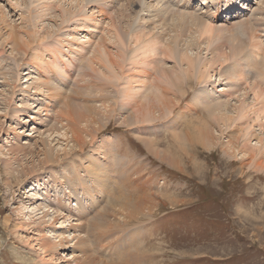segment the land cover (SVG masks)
<instances>
[{
  "label": "rangeland",
  "instance_id": "1",
  "mask_svg": "<svg viewBox=\"0 0 264 264\" xmlns=\"http://www.w3.org/2000/svg\"><path fill=\"white\" fill-rule=\"evenodd\" d=\"M141 1L147 9L141 12V9L133 8L134 5L131 7L137 14H132L128 19L127 22L131 26H128L124 37L131 32L130 28L136 29L139 25L149 26L154 32L162 33L154 10L169 0H163L158 6L156 5L158 1L155 0ZM170 1L172 4H177L184 3L186 0ZM210 1H212L210 7L202 6L201 8V1H191L190 4L200 9V13H218L213 6L218 0ZM48 2L55 5L54 14L52 17L48 15L42 19L39 16L43 17L47 9L38 1L0 0V237L3 239L0 264H42L37 256L39 247L35 240L38 230L37 232L34 230L37 229V224L47 221L45 224L41 223V229H44L50 220L53 221V218L49 216L43 219L42 212H39V216L34 217L31 214L37 221L36 225L26 228L22 224L24 220H27V213L30 214L35 209L36 203V205L40 204V208L46 207L44 209L49 210L48 214L55 216V205L51 202L59 193L63 197H71L73 207H70V202H66V207L70 211V224L74 228L72 233L85 239L87 245H90L88 246L89 254L101 264H264V174L251 170L247 164L242 163L240 158L231 159L225 154L224 143L227 140L233 143L238 136L233 125L229 130L222 127L224 134L219 140L221 145L211 151L199 145L188 151L183 150L182 145L176 141L174 136L176 133L188 131L186 128L189 123L197 124L199 120L207 119L204 107L194 103V97L201 90H203V97H211L209 101L211 99L228 101L230 113H234L233 108L239 105L237 98L245 101L246 107L252 105L253 93L243 99L239 97L241 95L239 92L230 98L226 96L230 86H227L228 80L220 77L219 73L222 69L225 70L224 73H228L234 62L218 67L216 74L208 84H200L191 77L192 87L187 88L185 99L182 96L183 92L176 97L175 102L179 108L173 116L176 118L174 122L171 121L172 117L154 125L124 126L122 125L123 119L118 117L121 104L119 101L122 98L118 99L119 104L115 103V88L111 85L102 87L97 84V92L92 94L88 92L91 89H88L94 86L93 83L106 80L91 69L94 66L91 67L89 61L95 53V44L100 42L105 45V48L113 47L112 20L114 18L118 21L119 13L122 10L126 11L125 8L129 7L128 2L101 0L100 5L82 3L84 8L81 15L69 22L60 21L57 18L61 10L59 3L56 8L57 0ZM63 2L64 8L74 6L73 10L77 12L78 8L75 3L66 0ZM138 2L136 0V3ZM239 2L240 0L235 5L240 6ZM40 4L44 11H41ZM111 6L114 8H110ZM238 6L236 10L241 9ZM100 7L107 12H100ZM245 7H248L247 10L242 8L244 10L231 13V15L222 14L226 20L218 25L230 26L246 19L254 23L258 28L257 35L260 37L263 49L257 61L264 63V0H250V5L246 3ZM190 11L193 10L190 9ZM56 18L57 23H55ZM121 25L123 30H126L127 24L123 22ZM48 28L52 30L49 29L50 36H47ZM6 35L17 37L21 40L20 42L25 41L26 48L20 54L12 53L11 44L5 43L4 39L8 38ZM158 37L160 44L167 45L166 50L160 47L163 50L160 55L164 59L169 55H175L176 50L166 39L167 36ZM57 40L62 46H65L68 40L72 41V44L65 48L61 47L59 54L52 48L58 45L53 43ZM206 41L207 37L200 40L202 44ZM202 44L192 47L189 53L194 57L210 58L206 44H203L204 46ZM125 45L128 49L133 46L129 40ZM82 46L85 50L81 51ZM46 47L50 50L45 51ZM35 51L37 53L41 51L39 57H46L51 65L48 64L46 68L41 69L39 61L33 64L31 59L34 56L38 57ZM79 54L84 57L81 58ZM129 63L131 65H128ZM242 63H245L244 60ZM125 66L127 69L133 68L132 59L127 57ZM166 66L175 67L177 64L172 60H167ZM239 69L241 71L243 67L240 66ZM139 71L141 72L142 69ZM135 72L133 70L128 75H133ZM243 72L244 70L240 73ZM38 78L51 80L53 84L49 87L55 91L58 89L61 92L59 96L54 94L52 97L50 94L52 92H47V89L41 92L33 88ZM251 78L255 80V86L264 90V78L257 80L253 76ZM234 84L245 87L243 82L234 81L230 85ZM15 86H17L16 91ZM80 91L87 95L90 101L96 99L88 105L102 113L104 120L108 117L109 122L104 125H92L95 130L103 128L96 133L95 139L87 138L84 150L77 149L73 154L68 155L67 159L61 161V164L56 163L52 169L37 167L36 174L23 176L24 178L16 177L25 168L39 164L38 159L44 158V142H47L54 153L60 156L64 155L66 149L69 151L72 143L69 146L67 143L70 139L65 142L66 138L64 139L62 135H52L47 130L52 126L61 129L67 125L61 112L65 111L67 102L83 104L84 97L81 96ZM104 95L106 98H103ZM107 98L109 103L114 105L113 108L119 110L118 112L113 113V109L109 107L106 109L103 106V103L108 102ZM131 102L130 112L128 108L121 109L126 112L123 118H130L131 111L136 108V103ZM45 106L50 112H45L47 110ZM197 108L201 112H198ZM215 130H219V127H215ZM64 131L65 129H62L61 133L63 134ZM77 131L83 135L82 131ZM255 131L256 134H261L258 128H255ZM71 136L72 133L69 134V138ZM145 138H155V145L170 157L179 160L178 164L182 166L180 168L176 165L175 167L170 166L167 162L158 159V156L144 144ZM106 141L111 142L112 150L117 152L110 165L112 181H110L111 191L109 193L101 192L107 184L105 178H102V181L95 177L90 178L88 175L90 172L87 171V167H90L89 161L93 158L98 157V164L99 162H102V165L105 164L102 154H105L107 150L104 151L102 148L99 150V147ZM255 142L254 140L252 146ZM13 145L27 149L26 151L32 153L35 158L32 160L31 154L28 159L21 157L14 159L12 163L19 172L15 173V176H9L6 175L8 170L4 162L10 159L8 154L10 152L7 153V151ZM105 169L106 167L103 168V172ZM49 170H52L53 174L48 175ZM67 178H71L72 181L80 178L83 182L78 185V188L76 187L77 189L72 190ZM35 180L45 183V187L37 185L35 186L36 191L32 190L27 194L26 192L30 191L31 184ZM67 187L70 188L67 189ZM87 187H89L88 190ZM90 188L91 194H88L87 191ZM81 189H84L85 193ZM71 190L72 193H70ZM24 204L27 207L30 206V209L22 213L18 212ZM82 215L86 219L79 221L78 217ZM101 216L106 217V223L112 228L109 231L106 230L105 233H101L104 230H95L94 227L95 224H98V228L101 226ZM105 217H103L104 220ZM77 224L78 229L75 226ZM59 226L60 224L56 225V227ZM49 230L51 233L49 232L48 235L53 238L55 234L65 229L52 228ZM103 235H109L110 240L106 239L107 242L98 243V238ZM32 245L35 246L32 247ZM69 253H71L70 250L65 254ZM71 256H76V254ZM67 259H70V256L60 264H66Z\"/></svg>",
  "mask_w": 264,
  "mask_h": 264
},
{
  "label": "bare ground",
  "instance_id": "2",
  "mask_svg": "<svg viewBox=\"0 0 264 264\" xmlns=\"http://www.w3.org/2000/svg\"><path fill=\"white\" fill-rule=\"evenodd\" d=\"M35 1L44 4V6L47 9V13L45 10L43 17L39 16L40 18L45 19V17H47L48 15L52 17V14H54L53 8L55 7V5H51V3L48 2L49 0H35ZM66 1H71L72 3H75L76 8L78 9L77 12H75L73 10L74 6L71 7L69 6L68 8H64L65 4L63 0H57L56 8L59 3V9H61L60 14H58L57 18H59L60 21L64 20L65 22L66 21L69 22L75 17L81 15L84 8V6H82V3H87L91 5L92 4L100 5L101 2V0H66ZM118 1H122V0H118ZM125 1L128 2L129 7L125 8L126 11L122 10V12L119 13L120 15L118 21H116L114 18L112 20V24L114 27V39L112 42L113 47L111 49L110 48L108 49L105 48V45L100 42L95 44V53L93 54V57L91 56L89 61V65L91 67L94 66V68L92 67L91 69L95 70V72H97L99 75H102L106 80H102V82L100 81V83L98 82L93 83L94 86H91V88L88 89V90L91 89V91L88 90L87 91L91 92V94L97 92V87H96L97 84L101 85L102 87H109L108 85L113 86L115 88L114 91L115 103L119 104L118 99L120 100V98H122L121 101H119L121 104L119 105L120 113L118 114V117L120 119L121 118L123 119L122 125L124 126H132L134 124L135 125L138 124L139 126L140 125L144 126L146 124L154 125L157 122H160L168 118H172L174 116L175 111L179 108V105H177V103L175 102L176 97L178 96L179 93L181 94L183 92L182 96L183 99H185V95H187L186 94L187 88L192 87V85H190L192 84V82L190 81L192 79L191 77L196 79L197 82L200 84H208L216 74V70L218 69V67L220 68L229 62H234L233 66H231V69L228 73H224L225 70L223 71V69L222 72L219 73L220 77H223L224 80H228L227 86H230V89L226 96L230 98L235 96L239 92L241 94L239 95V97L241 96L242 97L241 99H243L244 97L246 98L248 94L251 95V93H253L252 105L246 107L245 101L243 102L240 100V98H237V102H239V105L237 104L233 108L234 113H230V108L227 103L228 101L226 102V100L224 101L220 99L219 100L211 99L209 101L208 99H210L211 97H207V98L203 97V90H201L197 93L196 97H194V103L202 105V107H204V110L207 114V119L201 121L199 120L197 124L196 123L194 124V122L189 123L188 127L186 128L188 131L182 133H176L174 136L177 140L176 139L175 140L182 145L183 148L181 149L186 151L190 150V148H195L198 145L205 150L211 151L221 145L219 140L220 137L224 134L223 128L226 127L229 130V128L233 125V127L235 128L234 130L237 132L236 135L238 136L235 142L232 143L231 141L227 140L224 143L223 149L225 154L229 156V158L231 159L240 158L243 161L242 163L247 164V166L251 168V170L264 174V132H262L264 131L263 130L264 129V90L261 89L260 87L255 86L254 85L255 80L251 78V76L255 77L256 80L258 78H264V65H263L264 63L257 61L258 57H261L260 53L263 50L261 47L262 42L259 39L260 37L257 35L258 28L249 19L237 22L230 26L218 25L220 24V22L226 20L222 17V14L239 12L241 10H244L242 8H245L247 10L248 7H245V5L249 0H240V2L238 3L240 4V6L235 5L238 2V0H218L216 4H213V6L215 7V9H217L216 11H218V13L222 11L221 14H218L217 12L216 13L214 12L213 14H208L206 12L200 13L199 12L200 9H197L196 7L190 4L191 1L192 2L201 1V5H200L201 8L202 6L210 7V4L212 3V1L210 0H186L184 3L181 2L177 4L175 3L172 4V1L169 0V2L167 1L165 3L166 6L165 4H163L162 6L157 7L156 10H154L155 16L158 18V22L160 23L159 28L162 29L161 34L154 32V30L149 26L146 27L143 25H139L136 29L130 28L131 32L127 33L124 37V34L128 31L127 29L128 26H131L130 23L127 22L128 19H130L132 14L133 15L137 14V12L133 11V8L136 9L139 8L141 9L140 10L141 12L142 10L146 11L147 9V6L141 0H137L139 1L138 3H136V0H130V1L125 0ZM155 1H158L156 2L157 3L156 5L158 6L159 3L162 2L163 0H155ZM42 4H40V8L41 11H44V8L41 6ZM133 5L134 7L131 8ZM236 6H238L241 9L236 10L237 8ZM110 8H114V7L111 6ZM189 8L192 9L193 11H190ZM99 11L103 12L105 11V9L103 7H100ZM57 18L55 20V23H57ZM123 22L127 24L126 30H123V27L121 25ZM49 29L50 28H48L47 36L51 35L52 30L50 29L51 30L50 31ZM11 34L13 35V33ZM158 36L168 37V38L166 37V39H168L172 43L174 49L176 50L175 55H169L165 59L162 55H160L163 51L160 47H163V49L166 50L167 45L160 44L158 40L159 38ZM3 37L4 36L2 35V38ZM7 37L8 38L4 40L7 45L11 44L12 53L16 52L17 54H20L21 51H23L26 48L27 45L25 41L20 42L21 40L14 36L8 35ZM204 37H207V41L203 42V44H206L207 46L206 49L210 52L211 57L210 58L207 57L203 59L198 56L196 57L192 56L189 53L190 49L195 46H200L202 44L200 40ZM128 40L130 41V44L131 43L133 44V46L130 47V49L126 48L125 45L126 42H128ZM71 42L72 41L68 40V42H66V45L62 46L58 44V40H57V42H53L54 44L55 43L58 44L55 47H52L53 51L56 53L58 51L59 53L62 48L68 47L69 45L71 46L72 44ZM22 44L24 45V47ZM44 50L46 51L50 49L46 47L44 48ZM82 50H85L84 46L81 47V51ZM35 52L37 55L36 54L34 55L38 57L34 56L33 59H31V62L33 64H35L36 61H39L41 69L47 66L48 64H50V61H47L46 57L45 58H42L43 56L39 57V53L41 51L39 53H37V51ZM73 53L77 54L76 52ZM79 55L81 56V58L84 57V55L82 54ZM127 57L130 60L132 59L133 68L130 69L126 68L125 63L127 62ZM167 60H172L173 62H175V64H177V66L167 67L166 66ZM243 60L246 64L245 63L241 64ZM128 65H131V63H129ZM240 66L243 67V69H241V71L244 70L243 73H240L241 72L239 69ZM139 69H142V71L140 72ZM148 69H150V72H148ZM133 70L136 72L133 75L129 76L128 75L129 72H133ZM234 81L243 82L245 87H241L237 84L230 85ZM50 84H53L51 80H47V79L40 80V78H38L36 79L33 88L41 92L43 91L45 92V89H47V92L48 91L52 92L50 93L52 94V97L54 94L59 96L61 92L58 91V89L57 91L51 89L49 87ZM16 87L17 86H15V91L17 90ZM27 89H29V87ZM103 91L107 93L106 90ZM80 93H82L81 96L84 97V98L82 97L83 104L81 103L75 104L72 102H67L66 103L67 105L65 104L66 105L65 111L61 112L62 113L61 115L62 117H64V120L67 122V125L63 126L61 129L57 128V126H52L50 129L47 130V132L48 133L50 132L52 135L53 134L62 135L64 139L66 138L65 140L63 139L65 142H68L70 139V141L67 143V146H69V144L72 143L69 151H67L66 149L64 155L60 156L54 153V151L51 149V147H49V144L47 142H44V146H43L44 158L38 159L39 164L31 166L30 168L29 167L25 168L16 177L19 178V176L25 177L31 175L37 171V167H39V169L41 168L46 169L49 167L52 169L53 165H55L56 163L61 164V161L67 159L68 155L73 154V152L77 151V149H79V151L84 150V147L86 146L87 143V138L91 137L92 139H95L96 133L101 131V129L103 128V127L97 128L95 130V128L93 129L92 125H97V124L104 125L106 124V122L107 123L109 122L108 117H106V120H104V118L101 116L102 113H100L96 109L91 108L92 106L88 105L89 102H92V100L93 102H95L96 99H91L90 101V98L87 95H85L81 91ZM103 98H106V96L104 95ZM131 101L133 103L134 102L136 103V108L133 111H131L130 118L128 117L123 118V115L126 113L124 110H126L127 108L129 112L130 110H132L131 109L132 107H130ZM103 106L106 109H108V107L109 109H113V113L119 111L118 109H115V107L113 108L114 105L109 103V100L108 102L103 103ZM122 108H124V110H121ZM45 112H50V110L47 109ZM198 112L201 111L199 110ZM110 115L113 114L110 113ZM180 118H185V117H180ZM175 120L176 118L173 117L171 121L174 122ZM102 121L103 123H101ZM215 127L217 128L219 127V130H215ZM255 128H258L261 131L260 132L261 134H256ZM62 129L63 130L65 129L63 134L61 133ZM77 130L82 131L83 135L78 133ZM71 133L72 136L71 138H69V134ZM254 140L256 142L254 143L255 145L252 146ZM143 142L153 154L158 156L157 157L158 159H161L163 162H167L170 166L175 167L176 165L179 168L182 166V164L181 165L178 164L179 160L170 157L169 154H167L165 151H163L162 149L158 148L155 145L156 143L155 138H150V139L145 138ZM101 148L104 151L107 150L105 154L104 153L102 154L105 164L102 165V162H99L98 164V159H99L98 157L91 159L92 161H89L90 167H87V171L90 172V174H88V172L87 174L89 175L90 178L95 177L99 181H102V178H105L106 180L105 182H107V184L104 185V187L105 186L106 187L105 188L103 187L101 192L109 193L111 191L110 181H112V177H111L112 167L110 168V165L112 163L111 162L112 159L116 157L117 152L114 151V149L112 150L113 145L111 142L110 143H107V141L103 142L102 146L100 145L99 150H101ZM26 150L27 149L21 148V146H14V145L10 149H8L7 153L10 152L8 153L10 155V159L4 162L5 168H7L8 170V174L6 175L12 176L15 173L19 172L16 170V168H14V164L12 163V161L14 159L16 160L17 157L28 159L29 155H31L32 153H29ZM185 153L188 154V152ZM31 158L33 160L35 156L32 154ZM20 161L22 162V159H20ZM105 167L106 169L103 172V168ZM47 173L48 175L51 173L53 174L52 170L47 171ZM62 178L65 177L62 176ZM67 180H68V184L71 185L72 190L77 189L78 185L83 182V180L81 181L80 178L78 180L76 179L73 181L71 178H67ZM37 185H39L38 187H43L46 184L35 180L31 184L32 188L30 189V191H27L26 193L29 194L32 190L36 191L35 186ZM69 188L70 187H67V189ZM88 189L89 187H87V190ZM72 190L70 191V193H72ZM64 191L66 192L65 189ZM83 193H85V190ZM87 193L91 194V188L89 191H87ZM60 194L61 193L55 195L56 197H54L53 201L51 202V204L55 205V210H56L55 216L54 215L51 216L50 214H48L49 210L46 211L44 209L46 207L40 208V204L36 205L37 204L36 203L34 206L35 209L32 210V213L30 214L27 213L26 215L27 220L26 221L24 220L22 224L26 226V228H29V226L31 227L33 225H36L37 221L34 220L31 214L35 217L38 214H40L39 212H42L43 219L49 216L53 218L52 219L53 221L51 222L50 220L49 224H47L44 229H41L42 222L37 224L38 225L37 229L35 228H34L35 230L33 229L36 232L38 230L37 232L38 235L36 233L37 237L35 240L38 243L37 245L39 247V253L37 254V256L40 258L41 261L40 263L60 264L61 261L63 262L65 258L70 256V259L66 260V264H101L99 260H97L96 258H92L91 255L89 254L88 246L90 247V245H87L85 239L82 237H77L76 234L72 233L74 231V228L70 224L71 221L70 211L66 207V202H70V207H73V204L71 202V197L69 198L63 197ZM38 200L40 201V198ZM22 207L23 208H21L18 212L22 213V211L24 212L30 209V206L27 207L26 204H24ZM77 209H79V207H77ZM135 210L137 211V209ZM103 217L105 216H101V220H100L101 226L99 228H98V224L94 225L95 230H99V231L104 230V232L102 231L101 233H105L106 230L109 231L112 229L111 227H109L110 225L108 226V223H106V217L105 220ZM78 219L79 221H81L82 219H86V218L82 215L79 216ZM45 223H47V221ZM57 224H60V226L56 227ZM75 226H77L76 229H78L79 225L77 224ZM52 228H61V229L63 228L65 230L63 232L55 234L54 235L55 237L52 238L51 235H48L49 232L51 233L49 229ZM46 229L48 231L45 232ZM108 237L110 236L109 235L100 236L98 238V243L107 242L106 239H109ZM76 239L77 241L75 242ZM112 244L113 243H111V245ZM2 245H3V239L2 237H0V249ZM33 246L35 245H32V247ZM68 250H70L71 253L65 254L66 251ZM75 254L76 256L73 257L71 256Z\"/></svg>",
  "mask_w": 264,
  "mask_h": 264
}]
</instances>
